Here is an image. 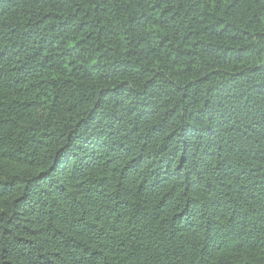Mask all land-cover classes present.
Segmentation results:
<instances>
[{
	"label": "trees",
	"instance_id": "1",
	"mask_svg": "<svg viewBox=\"0 0 264 264\" xmlns=\"http://www.w3.org/2000/svg\"><path fill=\"white\" fill-rule=\"evenodd\" d=\"M0 264H264V0H0Z\"/></svg>",
	"mask_w": 264,
	"mask_h": 264
}]
</instances>
